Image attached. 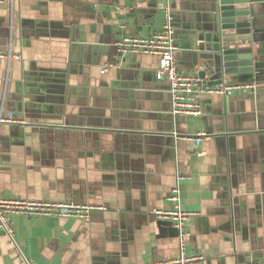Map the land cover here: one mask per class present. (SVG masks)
<instances>
[{
    "label": "crops",
    "instance_id": "obj_1",
    "mask_svg": "<svg viewBox=\"0 0 264 264\" xmlns=\"http://www.w3.org/2000/svg\"><path fill=\"white\" fill-rule=\"evenodd\" d=\"M212 1H0V52L20 54L0 59V112L26 120L0 124V195L107 206L88 221L13 214L33 264L170 261L178 230L152 210L174 206L179 174L184 208L195 212L188 251L202 256L192 264H264V10L261 70L246 81L256 89L206 93L199 115L174 113L158 55L115 47L160 30L169 2L177 65L195 73L189 37L205 29ZM200 132L198 146L183 137ZM0 264H17L1 226Z\"/></svg>",
    "mask_w": 264,
    "mask_h": 264
},
{
    "label": "built area",
    "instance_id": "obj_2",
    "mask_svg": "<svg viewBox=\"0 0 264 264\" xmlns=\"http://www.w3.org/2000/svg\"><path fill=\"white\" fill-rule=\"evenodd\" d=\"M4 1V0H0ZM120 9V8H119ZM163 25L160 30L149 35H126L115 42L119 54L128 53H152L159 56L160 66L157 72L158 78H164L169 83V93L174 113L199 115L202 112L201 99L206 93L227 94L232 91L255 90L256 84L251 82L220 83L208 85L204 78L195 73H185L177 65L178 42L175 37L176 27L171 4L167 2L163 6ZM20 57L19 53L12 52L11 45L7 53L0 52V59L8 62ZM114 62H108L101 69L106 71ZM9 67V66H8ZM4 122L25 123L14 111L0 112V124ZM179 137L180 134L176 133ZM208 134L200 132L196 137L185 135L183 137L194 139L195 146L200 145ZM203 152V151H198ZM184 175H177V183L172 188L169 199L174 206L170 208H155L153 213L160 218L171 219L178 230L179 249L176 257L170 261L159 264H192L202 258L197 253L188 251V240L191 230L188 226L190 215L195 212L184 208L180 180ZM105 204H96L82 201L61 200H36L22 197H4L0 195V226L8 235L12 252L17 258V264H33V261L24 253L16 240L15 230L11 217L13 214H26L31 216H55L74 217L88 221L93 209H106Z\"/></svg>",
    "mask_w": 264,
    "mask_h": 264
},
{
    "label": "water",
    "instance_id": "obj_3",
    "mask_svg": "<svg viewBox=\"0 0 264 264\" xmlns=\"http://www.w3.org/2000/svg\"><path fill=\"white\" fill-rule=\"evenodd\" d=\"M212 2L205 29L189 37L192 67L208 85L256 79L261 70L256 30L264 0Z\"/></svg>",
    "mask_w": 264,
    "mask_h": 264
}]
</instances>
